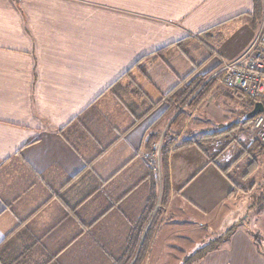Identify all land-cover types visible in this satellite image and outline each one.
<instances>
[{
	"label": "crops",
	"instance_id": "crops-1",
	"mask_svg": "<svg viewBox=\"0 0 264 264\" xmlns=\"http://www.w3.org/2000/svg\"><path fill=\"white\" fill-rule=\"evenodd\" d=\"M253 8L0 0V253L6 246L22 264H150L139 256L154 253L167 257L156 264H182L186 209L210 232L204 239L221 236L212 216L244 190L238 166L264 157L237 141L249 96L212 77L253 42L263 22H253ZM189 74L211 80L194 125L174 123L179 110L166 101ZM192 264H264V253L239 226Z\"/></svg>",
	"mask_w": 264,
	"mask_h": 264
},
{
	"label": "rangeland",
	"instance_id": "rangeland-1",
	"mask_svg": "<svg viewBox=\"0 0 264 264\" xmlns=\"http://www.w3.org/2000/svg\"><path fill=\"white\" fill-rule=\"evenodd\" d=\"M194 42L197 43L196 41H192L191 44H193ZM208 42L213 48L216 49L221 48V46L219 45L221 44V41L216 42L214 40ZM205 49L204 52H207L208 54L213 52L210 46H207V48ZM186 110L189 113L186 123L190 118H192L191 124L193 125L198 124L199 122L198 120H200L201 116H203V111L201 110L202 112L201 115V112H199V110L193 111V108L191 107H188ZM236 111L239 110L237 109ZM196 116H199V118L198 117L196 118ZM238 118L241 117L238 116ZM193 125L189 124L186 127V131L192 128L196 130L199 129L194 127ZM222 126L223 125H219L218 127L221 128ZM255 158H257V161L255 160L254 166L251 167L250 170H249L250 165L245 163L244 160L241 162V165L238 166L237 169L239 170V172L237 176L241 177L240 180H241V184L244 185L243 186L244 190H236V191L234 190L235 195L232 199L231 207L230 206L223 208L221 207L220 210L217 209L216 211H214L212 216L213 217L212 224H213V229L215 228L219 229L224 234L235 223H239V226H244L246 229H249L250 232L254 234H259L262 237L261 241L264 246V202L262 203L261 206H259L258 204L259 196L261 192L264 190V157H261L260 155H255ZM231 171L232 173L234 172L233 169H231ZM252 183H254V186ZM197 217L199 216H194L189 211L187 212L186 209V221L187 219H192L191 224L186 223V256L192 254L195 250L205 245L209 241V239H204V237H206L210 232H208L206 228H202L193 224V222L195 221L194 218ZM201 218L203 217L201 216ZM189 226L192 229H190ZM212 233L213 232H211V234ZM218 235H220L219 232H214L211 236L217 238ZM157 248H159V245L156 247V251L158 250ZM139 257L141 259V262L144 261V259H146L147 263L150 262V264H156L158 261H160V257L163 258L162 260L167 258L165 255L158 256L157 253H154L153 255L150 256L147 255L146 258H143L144 256H139ZM143 264L146 263L143 262Z\"/></svg>",
	"mask_w": 264,
	"mask_h": 264
},
{
	"label": "trees",
	"instance_id": "trees-1",
	"mask_svg": "<svg viewBox=\"0 0 264 264\" xmlns=\"http://www.w3.org/2000/svg\"><path fill=\"white\" fill-rule=\"evenodd\" d=\"M251 15L253 17L254 23L259 22L260 20L264 19V0H254V8L251 12ZM157 54H161V51H158ZM190 75L191 74L186 76V78L182 80V83L180 82V84H178L176 88H174L170 92V94L167 96L166 101L170 105V107L175 110H179L177 117L174 119V123H181L187 120L189 113L187 112V110L183 109L184 105H186V109L188 107H191V108L195 107L199 103L205 89L207 88V86L210 84V81H211L209 80L205 83V77H202L201 74H196L192 78H190L191 77ZM134 91L136 92V95L138 96L141 94V92L137 88ZM250 101L253 103V105L257 102L256 99H252V98H250ZM262 102L264 104V99H262ZM251 120L252 119L246 118L245 122L248 126ZM172 142H173V138L169 137L167 133L164 137L162 147H161V156H162L161 161H162V167H163V172H164V179H167L164 168L166 166L167 153L171 147ZM253 149L254 150L260 149L264 151V143L256 144L253 147ZM163 195H164V202H166L168 198V191L166 188L164 189ZM263 202H264V190L261 192L259 199H258L259 206H261ZM238 227H239V223H235L223 235L218 236L217 238H214L208 241L205 245L199 247L192 254L187 255L184 261L182 262V264H192L198 259L204 257L208 252L216 249L221 244H224L230 239L231 235ZM252 236H253L254 242L256 246L258 247V249L262 253H264V246L261 241L262 237L259 234H254V233H252ZM138 241H139V237L135 240V243ZM5 247L6 246L3 247L4 251L2 249V253H0V264H13L15 261L17 262H15L14 264H22L20 262L21 260L17 258L14 260L12 253L9 250L5 249Z\"/></svg>",
	"mask_w": 264,
	"mask_h": 264
},
{
	"label": "built area",
	"instance_id": "built-area-1",
	"mask_svg": "<svg viewBox=\"0 0 264 264\" xmlns=\"http://www.w3.org/2000/svg\"><path fill=\"white\" fill-rule=\"evenodd\" d=\"M212 77H220L231 89L252 99H264V20L249 48L236 60L223 62ZM245 148L264 143V112L256 115L237 136Z\"/></svg>",
	"mask_w": 264,
	"mask_h": 264
},
{
	"label": "water",
	"instance_id": "water-1",
	"mask_svg": "<svg viewBox=\"0 0 264 264\" xmlns=\"http://www.w3.org/2000/svg\"><path fill=\"white\" fill-rule=\"evenodd\" d=\"M264 112V104L261 101H257L254 104L253 109L247 114V119H253L256 115Z\"/></svg>",
	"mask_w": 264,
	"mask_h": 264
}]
</instances>
